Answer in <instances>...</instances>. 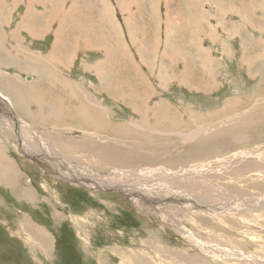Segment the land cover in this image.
<instances>
[{
    "label": "rangeland",
    "instance_id": "374dc122",
    "mask_svg": "<svg viewBox=\"0 0 264 264\" xmlns=\"http://www.w3.org/2000/svg\"><path fill=\"white\" fill-rule=\"evenodd\" d=\"M258 15L264 25V12ZM56 20L58 18L50 20L49 24L56 22L57 27L49 30L61 34L60 20ZM63 26L60 22L65 33ZM256 36L262 37L259 40L249 38L247 55L254 58L249 62L257 64L252 68L259 70L260 75L237 76L232 70L233 76L217 78L220 86L213 93L190 91L186 85L175 87L173 92L155 90L148 96L146 94L141 103L143 107L139 104L135 108L113 106L112 99H106L104 93L99 94L100 99L90 93L87 118L80 116V111L85 110H72L66 104L65 109L58 113L52 111L51 116L44 111L36 112L42 121L55 117L50 124H40L29 123L25 116H18L22 123L20 120L16 123L8 116L11 111L14 114L25 111L24 114L32 117L30 101L22 97L30 96L33 91L19 92L14 96L0 88V96H6L13 108L9 107V110L3 100L5 97H0V114L12 121L16 129L0 125L2 150L6 162H10L19 175L18 181H7L0 176V264H124L126 257L142 260L139 255H143L146 262L151 259L155 264H258L257 261H226L224 258L233 257L239 249L264 258V203L261 204L262 211L257 213L251 211L250 204L256 203L258 197L264 198V176L261 174L244 177L238 183L211 174L203 175L206 178L203 177L201 182L175 181L186 188L184 194L180 188L174 193L191 196L194 200L188 204L176 199V205H169L167 218L180 220L189 230L205 238V248H200L173 228L162 226L159 220L141 213L130 195L121 189H91L53 178L36 163L43 154L30 156L33 147L21 142L24 136L25 142H29V134L34 132L41 138L36 142L44 140V144H49L50 156L54 152L57 156L67 157L75 170L89 167L104 172L119 168L187 166L256 147L263 150L264 32ZM40 46L42 50L47 48L44 43ZM218 56L224 62V54L218 53ZM71 63V59H67L65 68L56 61L53 63L50 57H43L42 67L48 69L50 77L47 75L44 79L48 87H44L45 94L40 91L35 103L40 106L48 104L43 96L49 94L50 85L55 86L53 78L68 91L76 90L79 84L59 69L69 71ZM228 64L229 68L231 64L234 65L232 68H244L238 60ZM92 79L95 77L90 73L89 82ZM22 81L28 83L24 77ZM65 93L69 98L75 96L71 92ZM137 112H143V118ZM21 131L22 137L18 134ZM261 170L264 171V166ZM113 172L104 174L98 171V174L106 177ZM214 183L223 187L226 194L216 192L218 187L213 189ZM234 197L246 200L247 209L235 213L220 209L226 207L229 211V207L234 206ZM31 226L42 227L50 244L40 242L31 233ZM146 248L149 253H143L147 252ZM173 254L187 255L188 258L181 259ZM191 256L196 258L193 260Z\"/></svg>",
    "mask_w": 264,
    "mask_h": 264
},
{
    "label": "crops",
    "instance_id": "0c3cea01",
    "mask_svg": "<svg viewBox=\"0 0 264 264\" xmlns=\"http://www.w3.org/2000/svg\"><path fill=\"white\" fill-rule=\"evenodd\" d=\"M263 2L0 0V88L14 96L33 91L22 99L30 101L34 114L29 117L21 111L18 116L40 124H50L55 117L42 121L36 112L51 116L52 111L58 113L66 104L72 110H85L80 116L87 118L90 93L97 99L104 93L113 106L132 108L139 107L146 94L155 90L173 92L175 87L186 85L190 91L213 93L220 86L217 78L233 76L232 70L237 76L260 75L252 68L257 64L249 62L254 58H248L247 53L249 38L259 40L264 32L258 15L264 12ZM55 18L60 20L56 21L61 34L49 30L57 27L56 22L49 24ZM259 34L260 38L256 36ZM42 43L46 50H42ZM218 53L224 54V62ZM43 57L65 68L70 58L69 71L59 69L79 86L74 92L68 91L53 78L55 86L50 85L49 94L43 96L48 104L40 106L35 103L36 96L40 91L45 94L44 87L48 86L44 79L49 76L41 64ZM234 60L241 61L244 68H232L233 64L229 68L228 62ZM90 73L95 77L91 82ZM23 77L28 83L22 81ZM65 92L75 96L69 98ZM129 101L133 105H128ZM137 114L144 116L143 112Z\"/></svg>",
    "mask_w": 264,
    "mask_h": 264
},
{
    "label": "bare ground",
    "instance_id": "6f19581e",
    "mask_svg": "<svg viewBox=\"0 0 264 264\" xmlns=\"http://www.w3.org/2000/svg\"><path fill=\"white\" fill-rule=\"evenodd\" d=\"M67 59L68 61L70 60V58H67ZM47 60H50V59H47ZM42 66L44 65L42 64ZM5 101L9 108L10 107L8 104L9 102L7 100ZM1 115L2 114H0V125H4V126H7L8 128L13 129L14 124H12V121L5 119L4 116L3 115L1 116ZM14 115L17 116L16 114ZM14 115L12 112L8 114V116L11 119H14L17 123L19 119H17L16 117L14 118ZM14 131H16L15 128H14ZM18 134L20 135V137H22L23 131L18 132ZM29 136H30L29 142L28 141L25 142L26 136H24L25 139L24 138L21 139V142H23L22 144H26V145L33 147L32 148L33 152H29L30 156L32 154L34 155L36 154L38 156L43 154V156L41 157V160H38L36 162L38 164V167L43 172L50 173L55 179L56 178H59L62 180L64 179L66 181L73 182L74 184L76 183L77 185H85L91 189L92 188L98 189V190L100 189L101 190L121 189L124 193L130 195V197L132 198V203L136 206V208L141 213H145L151 216L152 218L159 220L162 226H169L173 228L177 232L183 234L184 237H186V239H188L191 243L193 242L196 246L200 248H205L204 245H206L207 243L205 238L201 237V235L197 234L196 232L189 230L185 226V224H183L180 220H177V219L169 220L167 218V212H170V208H171L169 207V205L170 206L176 205V199H178L180 203L184 202L188 204H192L193 203L192 201L194 200L193 197L188 196V195H185L182 197L181 195L177 193L175 194L174 192H176L178 188H180L182 194H184L183 189L186 188L184 185L175 183V181L177 182L178 180H188V181H193V182L194 181L201 182V180H203V177H205L203 175L211 174L214 177H222L225 179H229V182L232 180L233 183H238V182H241L244 177L253 178V177H258L260 174L264 176V171L261 170V167L264 166V149L262 150L261 147H256V148H252L249 150L234 152L224 157L222 156L217 159L215 158V160H208L207 163L206 162L204 163L195 162L187 166L175 165L170 168H164L168 166H164V167L155 166L156 169H151L147 167L135 168V169L119 168V169H114L109 172H106V171L104 172V171L96 170L95 168H89V167L87 168L84 167L82 169L75 170L74 168H72L74 167V165L70 164L71 160H69L67 157L57 156V154H55L54 152H52V155L50 156L48 154L49 144H44V140L41 141L42 143L36 142V139L41 140L38 134L32 132L31 134H29ZM2 145L3 144L0 140V156H1L0 157V176L2 179L7 180V181L8 180L18 181L19 175L16 172V168L10 162H6V156L3 154ZM124 157H128V155H125ZM98 171L104 174L110 173L113 171H116V172L108 174L106 175V177H104V176H99ZM192 174H195V176H193ZM215 187H218L216 189L217 190L216 192H219L220 194H222L221 192L225 191L223 187L220 188L217 185V183H214L213 189H215ZM223 194H226V193L223 192ZM164 196H167V197H164ZM235 197L237 196L235 195ZM254 203L250 202L251 211L255 213H257L260 210L262 211L261 204L264 203V198L258 197L256 199V203L255 204ZM246 204H247L246 200L236 199L234 206L229 207L230 209L229 211L226 207L220 208V209H223V211H226L227 213H235V211L246 210L247 209ZM28 226L30 227V224H28ZM30 231L31 233L33 232L35 234V237L38 238L40 242L42 241L46 245L50 244L49 239H48V234L44 232L42 227L37 228L33 226L30 229ZM154 246L155 245H153V247ZM155 247L159 248L158 245H156ZM210 252L214 254L215 251L213 252L210 250ZM143 253H149L148 249H147V252H143ZM153 255L155 259H158L157 255L155 254ZM139 256H142L143 259L135 260L133 257L132 260H129L130 257L125 256L127 261H125L124 264H147V262L149 264H155V262L151 261V259H149L146 262L143 255H139ZM173 256L180 257L179 255H175V254H173ZM180 258L182 259V258H188V257L187 255H183ZM192 258L194 260V258L196 257H192ZM224 259L226 261L247 260V261H251L252 263L257 261L258 264H264V258L261 259V257H256L254 254H249L240 249L236 250V252L233 253V257L231 258L225 257ZM254 264H257V263H254Z\"/></svg>",
    "mask_w": 264,
    "mask_h": 264
},
{
    "label": "flooded vegetation",
    "instance_id": "af4514ba",
    "mask_svg": "<svg viewBox=\"0 0 264 264\" xmlns=\"http://www.w3.org/2000/svg\"><path fill=\"white\" fill-rule=\"evenodd\" d=\"M0 97H5V98H3V100L5 101V100H7L9 103H10V101H9V99L6 97V96H0ZM0 99H2V98H0ZM6 102V101H5ZM8 103V104H9ZM9 106H10V104H9ZM10 108H11V110H13V108H12V106H10ZM12 112V111H11ZM13 113V112H12ZM16 113V112H15ZM13 115H14V113H13ZM16 115L18 116V114L16 113ZM15 116V115H14ZM16 117V116H15ZM17 119H19L18 117H16Z\"/></svg>",
    "mask_w": 264,
    "mask_h": 264
}]
</instances>
